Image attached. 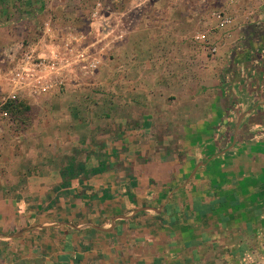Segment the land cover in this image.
I'll return each mask as SVG.
<instances>
[{
	"label": "crops",
	"instance_id": "crops-1",
	"mask_svg": "<svg viewBox=\"0 0 264 264\" xmlns=\"http://www.w3.org/2000/svg\"><path fill=\"white\" fill-rule=\"evenodd\" d=\"M88 1L0 0L11 17L0 29L15 41L3 47L41 40L25 16L61 13L78 17L67 28L96 35L83 32L80 45L99 60L38 96L26 134L0 123V264H255L264 0H208L191 29L164 8L135 23L124 0L102 6L93 27ZM218 1L234 8L232 23L211 14Z\"/></svg>",
	"mask_w": 264,
	"mask_h": 264
},
{
	"label": "built area",
	"instance_id": "built-area-1",
	"mask_svg": "<svg viewBox=\"0 0 264 264\" xmlns=\"http://www.w3.org/2000/svg\"><path fill=\"white\" fill-rule=\"evenodd\" d=\"M100 6V3L96 5L92 16H98ZM214 14L222 23L233 22L231 15L225 10ZM81 38L83 35L73 32L57 35L53 23L46 22L42 40L50 39L56 42V46L49 51H40L39 46L25 43L17 47L11 54V66L4 76L9 87L0 89L1 124H16L14 113L20 103L21 91L28 92L34 98L43 94H54L65 88L70 80L79 79L83 72L88 73L98 67L97 57L83 53ZM212 50L215 51L216 48Z\"/></svg>",
	"mask_w": 264,
	"mask_h": 264
},
{
	"label": "rangeland",
	"instance_id": "rangeland-1",
	"mask_svg": "<svg viewBox=\"0 0 264 264\" xmlns=\"http://www.w3.org/2000/svg\"><path fill=\"white\" fill-rule=\"evenodd\" d=\"M101 6L100 8H102V6L104 7V9H107L108 7H111V0H106V1H102L99 0ZM212 3V2H210ZM209 1L208 0H124L123 4H121V6L123 8H131L132 10L130 11V17L132 19L133 22L135 23H140L142 22V20H147L149 19V17H146L143 15V11L142 9H152L155 10V12L158 9L164 8V9H168V10H172V13L174 11V13L177 11L178 15L181 14L182 15V19H183V24L186 26H189V29L192 28L193 25L197 24H202L204 22V20L207 19V14L209 15V10L207 11V9L209 8ZM240 3V0H231V6H235L237 4ZM12 6V9H17V5L16 2L13 1V4H10ZM96 7V3L95 0H89L88 3L85 5V8H88L87 10L91 9L94 11V8ZM72 9H70L69 11H74V6H71ZM228 13H230L229 11H232V9L234 8H228L226 9L225 6H223V4H221L220 1L216 2L215 4L212 5V9H210V11H212L211 14L215 13V12H219L224 10ZM197 11L198 14H196L195 12ZM32 12V11H31ZM206 12V13H205ZM68 13V12H66ZM158 14V12H156ZM170 13V12H169ZM28 14V13H27ZM27 19H32L35 20V26L37 28V30H41V32H37L38 35H40V41L38 42H26L25 44L27 45H35V47H38V43L41 42H46L45 40H42L44 38V24L46 22L49 23H58V28L56 29V34L60 35V34H67L69 32H73L77 35H84L83 32H85V34H88L89 36H92L95 39V34H91L88 31H83V30H77V29H72V28H67V27H71L73 26L72 23L70 21H73L72 19L78 18L75 17L73 15H68V14H64L62 15L60 13L59 14H50V15H35V16H25ZM10 19V15H7V17L5 16H0V19ZM13 18V17H12ZM153 18H160V16L157 17H153ZM169 20L172 19V22H176L175 21V16L173 15L172 17L168 16ZM89 21H83L84 24H93V27H96L97 24L93 23L94 20L96 19L94 16H88ZM152 22H154L152 20ZM157 22V20H156ZM62 23V24H60ZM155 23V22H154ZM158 23V22H157ZM191 26V28H190ZM75 27V26H73ZM67 28V29H64ZM87 28V27H86ZM63 31H59L62 30ZM65 30V31H64ZM87 30V29H86ZM59 31V32H57ZM99 33H101L99 31ZM190 33V32H189ZM85 36V35H84ZM7 41H14L13 39L11 40H7V35L5 32H3L0 29V80L2 79V82L0 81V89H6L8 88V84H7V80L4 78V76L6 75V72L9 71V67L11 66V63L9 62V59H11V54L14 53L16 47L15 46H10L7 45V47H3L1 44ZM15 42V41H14ZM7 51V54H4V52ZM49 51V50H47ZM2 83V84H1ZM63 90V89H62ZM39 97H32L28 94V92L26 91H21L20 93V109H21V113H17L16 114V124L17 126H15V128H13L14 130L16 129L17 132L19 131L20 133L26 134V130L29 127V125L32 122V119L35 117L34 112V106H35V102L36 99ZM28 107V108H25ZM28 109V110H27ZM3 129V128H1ZM8 132H11V129L8 130ZM14 134H17L16 132ZM3 136V135H0ZM10 146V145H8ZM0 151H2L1 147H0ZM251 263V262H250ZM252 263L255 264H264V253L263 254H258L255 255L254 257H252Z\"/></svg>",
	"mask_w": 264,
	"mask_h": 264
},
{
	"label": "trees",
	"instance_id": "trees-1",
	"mask_svg": "<svg viewBox=\"0 0 264 264\" xmlns=\"http://www.w3.org/2000/svg\"><path fill=\"white\" fill-rule=\"evenodd\" d=\"M21 107H20V104L17 106V109H16V111H15V116H16V114L17 113H21V109H20ZM25 108H28V107H25Z\"/></svg>",
	"mask_w": 264,
	"mask_h": 264
}]
</instances>
